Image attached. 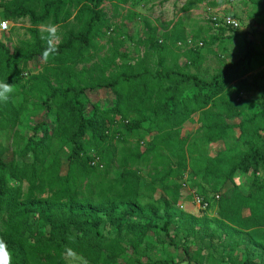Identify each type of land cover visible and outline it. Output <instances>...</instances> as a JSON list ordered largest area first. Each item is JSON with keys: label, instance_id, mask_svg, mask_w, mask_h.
I'll return each instance as SVG.
<instances>
[{"label": "trees", "instance_id": "1", "mask_svg": "<svg viewBox=\"0 0 264 264\" xmlns=\"http://www.w3.org/2000/svg\"><path fill=\"white\" fill-rule=\"evenodd\" d=\"M107 1L113 0H11L0 4L5 20L27 19L31 23V38L21 41L14 51L0 40V89L22 84L24 73L18 63L27 66L36 58L45 61L44 72L27 79L31 83L28 93L41 101L50 118V122L35 124L34 135L26 146L15 150L21 161H7L1 139L17 128L25 108L23 104L15 105L13 96H0V264L4 259L8 264H67L65 254L73 253L82 256L87 264H116L129 250L138 252L149 233L160 229L162 209L157 202L141 200L139 171L129 167V160L125 159L121 164L123 171L118 176L111 175V143L123 139L120 130H113L115 117L132 114L138 115L126 123L127 127L139 133L144 122L149 121V130L155 129L159 134L146 154H140L143 142L137 145L133 162L147 160L149 154L164 159L161 148L183 149L189 140H174L168 130L196 113H200L204 128L200 139L203 144L228 145L232 129L238 130L242 150L215 161L202 158L194 161L192 168L206 182L232 180L237 171L253 173L247 194L235 190L217 200L216 192H202L199 197L209 204L204 211L210 210L212 201L217 200L222 222L252 231L259 245L264 246V178L257 176L264 172V112L247 116L252 102L241 95L249 91L247 76L255 68L264 67V31L253 29L258 40L245 37L243 56L210 79L188 72L186 66L177 63L166 65L163 55L167 46L161 40L156 46L161 55L156 71L145 64L135 68L125 62L120 70L109 72L117 58L129 59L115 49L110 57H102L90 69L77 72L78 65L88 62L96 40L112 27L103 7ZM260 1L264 18V0ZM117 2L121 5L128 0ZM68 4L77 10L74 19L78 29L69 30L59 44H53L52 34L41 27L49 21L54 25L67 23L71 16ZM217 30L241 33L225 27ZM200 49L199 44L193 43L182 55L188 60L187 66L190 63L197 67L202 59ZM236 82L233 96L232 85ZM96 90L113 93L114 105L88 109L85 95ZM219 109L227 111L228 116L223 117ZM232 117L240 119V125L227 121ZM90 136L107 146L92 154L86 143ZM65 146L69 148L67 158L60 155ZM181 160L176 170H169V175L178 176L182 168L185 170L184 156ZM24 182L28 184L26 192ZM173 221L168 212L161 227L167 235ZM104 222L117 231L116 241L108 242L101 233ZM41 227H48L49 233L42 232ZM182 251L190 261L189 251Z\"/></svg>", "mask_w": 264, "mask_h": 264}, {"label": "rangeland", "instance_id": "2", "mask_svg": "<svg viewBox=\"0 0 264 264\" xmlns=\"http://www.w3.org/2000/svg\"><path fill=\"white\" fill-rule=\"evenodd\" d=\"M9 1L11 0H0V4ZM260 2V0H128L127 3L118 5L117 0L107 1L103 7L112 27L103 37L96 40V48L91 51L88 62L78 65L76 71L90 69L102 57H110L115 49L128 55L129 59L125 61L117 58L109 72L120 70L125 62L135 68L145 64L156 71L161 59L156 46L161 40L167 46L163 55L166 65L177 63L186 66L188 72L210 79L230 62L243 56L245 37L258 40V34L252 33L253 29L257 32L264 31ZM209 8L221 9L239 19L243 24L242 30H239L241 33H234L231 30L219 32L214 29L206 20V11ZM67 9L71 14L67 23L54 25L49 21L48 25L41 27L42 31L52 34L53 44H59L69 30L78 29L77 19H74L77 10L70 4ZM3 21L10 24L6 31L1 30ZM30 26L31 23L27 19L5 20L0 9V40L11 51L18 48L21 41L31 38L28 33ZM154 28H157L156 32L153 31ZM193 43L194 46L199 44L202 54V59L195 68L190 63L187 66L188 60L182 57ZM17 65L23 68L22 84L9 89L4 87L0 89V96H13L14 104H23L25 108L17 128L8 135L4 134L1 139L6 149L7 161L13 158L21 161V158L14 154L15 150L26 146L28 139L34 135L35 124L45 120L50 122L49 113L41 105V101L35 95L28 93L31 83L27 81L34 74H42L46 62L36 58L27 66L22 62ZM247 78L249 91L241 95L252 102V110L246 112V115L251 117L257 112H264V67L255 68ZM86 81H89L88 78ZM236 85L237 82L232 85L233 96L237 89H234ZM85 98L88 109H92L95 105L110 108L115 103V96L108 90L87 92ZM219 111L222 112L223 117L228 116L227 111L220 109ZM137 115L115 117L117 123L113 130H120L123 139L120 141L115 139L111 143L114 152L111 175L118 176L123 171L121 164L128 159L129 167L138 170L141 176V200L159 203L162 217L158 221L160 229L149 233L139 251L129 250L116 264H165L163 262L243 264L247 261L264 264V246L259 245L256 235L252 231L222 222L218 214V202H215L219 199L212 201L208 211L200 209L196 200L202 192L208 195H214L216 192L219 198L222 194L234 193L235 190L244 194L249 192L253 180L252 172L237 171L232 180L206 182L202 176L197 177L192 168L194 161L202 158L207 157L215 161L222 156L228 158L229 155L242 150L244 146L237 140L238 130L232 129L228 145L222 142L203 144L200 139L204 128L200 121V113H196L178 127L168 130L174 140H189V144L184 145L183 149L161 148L159 151L164 159H155L154 154H149L147 160L133 162L132 155L136 154L137 145L142 141L140 154H146V151L152 147V142L159 136L157 130H149L151 127L149 121L144 122V128L139 133L127 127L126 123L136 119ZM227 121L232 125L241 123L236 117ZM129 125L131 126L132 123ZM164 134H167V131H164ZM86 143L92 154L96 153L97 148L102 149L107 146L101 145L91 136L86 139ZM60 155L67 158L69 148L65 146ZM181 156L185 159V170L183 168L180 170L179 177L169 175V170H176L182 163ZM66 170L64 166L63 174ZM257 176L264 178V172L260 171ZM15 184L19 183L15 182ZM22 186L26 192L28 184L24 182ZM168 212L173 215L174 221L167 235L161 227L167 221ZM49 230L48 227H41V231L46 234ZM100 231L108 242L116 241L117 231L107 222L103 223ZM169 237L173 239L174 245L169 242ZM184 248L190 253V261L183 254ZM64 257L67 264H87L82 256L75 253L65 254Z\"/></svg>", "mask_w": 264, "mask_h": 264}, {"label": "built area", "instance_id": "3", "mask_svg": "<svg viewBox=\"0 0 264 264\" xmlns=\"http://www.w3.org/2000/svg\"><path fill=\"white\" fill-rule=\"evenodd\" d=\"M213 9H208L206 11V18L211 22L215 29H219L220 27L230 28L235 31L242 30L243 24L242 22L234 17L232 14L225 13L221 9L218 11ZM10 27L9 22L3 21L1 24V30L6 31ZM240 32V31H239ZM202 46V44H201ZM219 199V196H216ZM197 204L200 209H207L209 206L208 202H206L202 197L197 196L196 198Z\"/></svg>", "mask_w": 264, "mask_h": 264}, {"label": "clouds", "instance_id": "4", "mask_svg": "<svg viewBox=\"0 0 264 264\" xmlns=\"http://www.w3.org/2000/svg\"><path fill=\"white\" fill-rule=\"evenodd\" d=\"M3 264H8V260L4 259Z\"/></svg>", "mask_w": 264, "mask_h": 264}]
</instances>
